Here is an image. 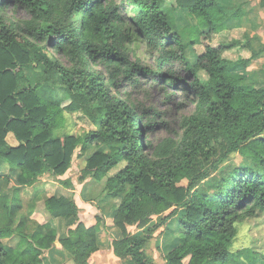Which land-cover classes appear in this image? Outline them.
Masks as SVG:
<instances>
[{"label":"trees","instance_id":"trees-1","mask_svg":"<svg viewBox=\"0 0 264 264\" xmlns=\"http://www.w3.org/2000/svg\"><path fill=\"white\" fill-rule=\"evenodd\" d=\"M174 1L0 0V169L8 170L0 173V224L7 215L0 225V264H43L44 252L53 251L56 241L75 264H91L101 248L103 216L87 225L79 221L73 197L36 196L53 218L75 226L58 237L57 225L47 220L28 233L22 229L32 211L14 230L19 205L8 206L3 193L11 189L16 201L22 187L46 173L64 175L74 156L91 147L108 149L86 160L79 179L104 182L107 197L116 200L112 248L121 260L156 264L144 247L177 216L172 232L182 242L162 264H229L237 223L264 212V86L246 82L250 63L264 48H255L256 36L245 28L242 36L211 43L216 34L243 28L242 4ZM12 3L30 17L12 20L6 12ZM169 7H181L196 19L188 38L186 25ZM136 41L146 43L151 64L131 48ZM198 44H204L200 53ZM49 49L68 65L49 56ZM232 49L243 52L226 57ZM143 76L167 101L173 99L168 88H179L195 106L178 129L167 125L169 134L159 141L150 132L161 112L132 103L119 90L122 82L141 87ZM65 110H82L97 129L78 136L58 133ZM9 133L17 145L9 144ZM234 154L242 161H234ZM129 226L138 230L132 233ZM15 231L23 244L19 249L3 242Z\"/></svg>","mask_w":264,"mask_h":264},{"label":"rangeland","instance_id":"rangeland-1","mask_svg":"<svg viewBox=\"0 0 264 264\" xmlns=\"http://www.w3.org/2000/svg\"><path fill=\"white\" fill-rule=\"evenodd\" d=\"M169 5L175 4L174 0H167ZM237 4H241L244 0H233ZM246 2V1H245ZM242 3V6L247 10L246 16L241 20L243 28L222 32L207 39H204V43L218 44L226 40H230L234 36H242L243 29H247L249 34L256 36L254 39V46L256 49L264 48V5L260 3V0H248L246 3ZM244 4V5H243ZM172 14L179 16L184 25L185 36L188 38L187 32L193 28L196 24V19L187 10L181 7L172 8L169 7ZM8 16L16 22L28 19L30 16L25 8L18 6L16 3H12L6 10ZM129 15L130 12L127 11ZM233 36V37H232ZM131 48L135 49V53L142 60H145L146 64H151L154 61V57L149 53V49L144 41H136L131 44ZM197 52L204 50V44H198L195 46ZM238 50H229L224 53L226 57L236 59L241 55ZM249 53V52H248ZM247 53V54H248ZM47 54L52 57H58L64 64L68 65L67 59L62 55L55 53L53 50H47ZM193 63L195 61V54L190 52L188 55ZM258 60V59H257ZM255 60V64L251 65L249 69V76H247V83L254 84L257 87L264 86V52L259 58V61ZM98 69L104 71L103 66H98ZM31 71L30 73H32ZM29 73V74H30ZM141 87L134 88L130 84L122 82L119 90L121 96L127 98L132 103H143L146 107H152L153 109L161 112L156 117V127L150 132V138L159 141L162 137L169 134L166 126L169 125L173 129H178V124L184 115L190 114L194 109V103L191 101V95L185 96L182 94L179 88H168V92L173 94V99L167 101L165 94L159 92L158 87H151L152 81L145 76L141 77ZM63 125L58 129V133H71L73 135H82L89 130L97 129L92 119L82 110L75 112L64 111ZM165 123V124H164ZM8 142L11 145H17L18 142L12 133L8 134ZM108 147L101 148L91 147L83 156H74L72 167L62 176H55L51 173L44 174L37 183L32 186H25L20 189L18 199L12 200V190L4 189L3 193L6 195V204L8 206L19 205L17 214L13 216V222L11 227L15 230L18 226L22 216L31 214L32 219L27 221V224L22 229L26 232H32L38 222L51 220L58 227V237L66 234L71 224L64 218H53L48 210L45 208L43 202H36L34 199L36 196L50 197L56 196H69L73 197L78 204L79 221L85 222L87 225L94 224L96 222L95 216L101 215L104 218L101 224V231L99 233V241L102 247V253L95 258L93 264H134L130 260H121L112 252V240L114 238V227L112 226V211L115 199L109 198L106 195L104 189V182H97L94 179H86L80 181L82 168L85 166L86 160L97 150H107ZM78 151L76 152V154ZM234 161H242L241 156L234 154ZM120 164V166H122ZM8 170L4 166L0 169V173H7ZM84 198L89 199L85 201ZM6 213H3L1 226H5L7 221ZM169 227H160L146 243L144 250L145 253L152 258L156 264H162L165 259V255L174 247L178 246L182 242L181 235H177V232H172L178 223V217L175 216L169 221ZM171 228V229H170ZM170 229V230H169ZM20 231V229H18ZM129 230L135 233L137 226H129ZM21 237L18 231H15L14 235L3 239V242L17 247L18 249L23 247L21 245ZM53 251L44 252L43 264H75L71 254H69L61 244L56 241ZM103 261V262H102ZM229 264H264V212H260L258 216L250 218L243 222L237 223V234L230 246V259Z\"/></svg>","mask_w":264,"mask_h":264},{"label":"crops","instance_id":"crops-1","mask_svg":"<svg viewBox=\"0 0 264 264\" xmlns=\"http://www.w3.org/2000/svg\"><path fill=\"white\" fill-rule=\"evenodd\" d=\"M245 1L248 2V0L239 1V2L244 3ZM246 2H245V3H246ZM242 3H241V4H242ZM260 3L264 5V0H260ZM243 5H244V4H243ZM244 14H245L244 16H246V14H247V10H245V9H244ZM244 16H243V18H244ZM243 18H242V19H243ZM250 35H251V34H250ZM251 36H253V35H251ZM254 43H255V42H254ZM260 57H261V56H260ZM260 57L256 58L255 60L258 59L257 61H259V58H260ZM255 60L252 61V62L250 63V65H249L250 68H251V65H252L253 63L255 64ZM112 252H113V249H112ZM101 253H102V247L100 248V250L96 251V252L90 257V259H89L90 263L93 264L94 261H92V260H95V258L98 257L99 255H101ZM102 262H103V261H102Z\"/></svg>","mask_w":264,"mask_h":264}]
</instances>
